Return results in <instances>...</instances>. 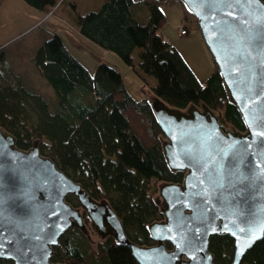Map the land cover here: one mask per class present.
<instances>
[{
	"label": "water",
	"instance_id": "95a60500",
	"mask_svg": "<svg viewBox=\"0 0 264 264\" xmlns=\"http://www.w3.org/2000/svg\"><path fill=\"white\" fill-rule=\"evenodd\" d=\"M179 1L198 20L245 130L223 124L205 103L181 109L159 97L149 101L164 135L166 163L184 177L159 185L163 218L147 224L155 243L146 245L128 237L107 199H95L42 154L37 139L20 148L0 126V257L67 264L52 260L54 247L70 227L90 239L83 213L101 238L129 247L139 264H217L210 250L214 234L233 237L232 264H240L264 237V24L258 20L264 0Z\"/></svg>",
	"mask_w": 264,
	"mask_h": 264
},
{
	"label": "trees",
	"instance_id": "16d2710c",
	"mask_svg": "<svg viewBox=\"0 0 264 264\" xmlns=\"http://www.w3.org/2000/svg\"><path fill=\"white\" fill-rule=\"evenodd\" d=\"M25 1L45 10L60 5L59 0ZM176 1L104 0L97 9L73 20L97 49L116 53L132 68L140 81V98L130 92L123 74L113 65L99 61L90 68L83 63L62 34L52 33L32 56L39 75L55 91L54 109L40 93L21 82L4 83L0 66V126L16 137L20 148L28 149L37 139L42 154L95 199H107L128 237L146 245L155 243L147 224L163 218L155 197L159 183L181 182L184 177V171L172 170L166 163L163 133L149 101L159 97L181 109L205 103L220 115L223 124L246 128L216 67L201 81L163 35L167 17L162 5ZM182 6L185 19L198 21ZM136 48L137 63L133 57ZM150 76L155 83L150 82ZM68 200L77 202L72 194ZM166 245L172 247L169 241ZM54 250L52 260L67 264H139L131 249L114 237L103 238L94 248L75 227L61 236ZM210 250L217 264H232L233 237L212 235ZM0 264L15 262L0 257ZM240 264H264V237L246 251Z\"/></svg>",
	"mask_w": 264,
	"mask_h": 264
},
{
	"label": "rangeland",
	"instance_id": "374dc122",
	"mask_svg": "<svg viewBox=\"0 0 264 264\" xmlns=\"http://www.w3.org/2000/svg\"><path fill=\"white\" fill-rule=\"evenodd\" d=\"M103 1L104 0H59V7L51 6L50 9L41 10L28 4L25 0H0V48L2 49L4 59V61L0 62L1 69L4 70L2 81H4V83L21 82L26 87L40 93L48 101L49 107L54 109L56 104L55 91L48 82L39 75L32 62V56L37 48L44 40L52 35L50 21L48 19H50L51 16L53 18H58L61 15L69 19L70 21L66 23V28L64 27L63 29L60 25H54L53 28L56 31H52V33L62 34L63 37L65 36L67 40H70L75 47L81 48L83 47L82 44L78 42L71 33L72 29L76 28V25H73L71 21H73L78 14H85L91 10L97 9ZM175 3L179 4L182 9V14L179 9L175 12V8H173L169 15L166 14L167 21L163 27L164 29L166 28L165 32L169 31V34L172 32L174 35L178 27V33L184 35L180 33V27L184 26L187 28L188 33L190 32V35L193 34L190 39L178 41L181 49L178 48L176 44L172 43L180 52H183L181 53L185 59L188 60L187 62L194 67L195 71H197L198 75L201 77L200 79L196 74L198 78L204 81L215 68L212 55L201 36L198 21L192 17L185 19L182 4L179 1ZM172 5L173 4H163L162 8L163 10L172 8ZM180 15H182V20L179 18ZM177 20L180 22L183 21V24L179 26V22L175 23ZM47 25L48 27L46 28ZM93 48L94 49L89 47L85 55L89 57L91 53V56H93L96 61H105L116 67L123 74L125 83L130 92L136 98L142 97L143 93L141 91L140 81L132 68L116 53L105 51L100 48ZM133 57L137 63L139 60V48L134 50ZM89 67L93 68V66ZM150 82L155 83V78L150 76ZM149 98H152L151 94ZM162 138H164V135ZM161 183L162 182H160L159 185ZM155 197L160 201L159 186ZM76 203L75 201L74 204L76 205ZM102 239L103 238L90 227V240L94 248H96L97 243Z\"/></svg>",
	"mask_w": 264,
	"mask_h": 264
},
{
	"label": "crops",
	"instance_id": "0c3cea01",
	"mask_svg": "<svg viewBox=\"0 0 264 264\" xmlns=\"http://www.w3.org/2000/svg\"><path fill=\"white\" fill-rule=\"evenodd\" d=\"M173 8H175V12H176V10L177 9H179V11H181V14H182V9L180 8V6H179V4H177V3H173V5H172V8H166V9H164V12H165V14H168L169 15V13L171 12V10L173 9ZM41 10H45V9H41ZM182 15H180V17L179 18H181V20H182V17H181ZM49 21H50V29H51V34H52V31H56L54 28H53V26L54 25H60L61 27H63V29H64V27L66 28V23L67 22H69L70 20L69 19H67L65 16H60V17H56V18H53L52 16H51V18L50 19H48ZM47 20V21H48ZM180 20V19H179ZM72 23H73V25H75V23L73 22V21H71ZM176 22H179V24L180 25H182L183 24V21L182 22H180V21H175V23ZM178 24V23H177ZM179 25V26H180ZM48 27V25L46 26V28ZM166 29V28H165ZM165 29H164V27H163V29H162V33H163V35L166 37V38H168L171 42H173L174 44H176L177 45V47L178 48H180V46H179V43H178V41L180 40V41H183V39L184 40H186V39H190V37L191 36H193V34L192 35H190V32L188 33V34H186V35H180L179 33H178V27L176 28V36L174 35V33H172V32H170V34H169V31H167V32H165ZM48 32V31H47ZM72 34H73V36L75 37V39L78 41V42H80L81 44H82V46L83 47H81V48H78V47H75L74 46V44L70 41V43L72 44V46L74 47V49H76L77 51H78V56L81 58V60H82V62L83 63H85L87 66H94V64L95 63H98V61H96V59H94L93 58V56H91V53L89 54L90 56L89 57H87L86 55H85V53L87 52V50H88V48L89 47H96L95 46V44L94 43H92L89 39H87L86 37H84L80 32H79V30H78V28L76 27L75 29H72V32H71ZM63 36V35H62ZM65 37V36H64ZM66 38V37H65ZM67 39V38H66ZM76 45V44H75ZM77 46V45H76ZM97 48V47H96ZM181 49V48H180ZM182 52V51H181ZM183 53V52H182ZM188 61V60H187ZM190 64V63H189ZM190 66L192 67V69L194 70V72L198 75V73H197V71H195V69H194V67L190 64ZM199 76V75H198ZM199 78L201 79V77L199 76Z\"/></svg>",
	"mask_w": 264,
	"mask_h": 264
},
{
	"label": "snow or ice",
	"instance_id": "6c2138e0",
	"mask_svg": "<svg viewBox=\"0 0 264 264\" xmlns=\"http://www.w3.org/2000/svg\"><path fill=\"white\" fill-rule=\"evenodd\" d=\"M248 2H249V3H257L258 0H248ZM259 11H261L262 14H261L260 17H258V20H259L262 24H264V8L259 9Z\"/></svg>",
	"mask_w": 264,
	"mask_h": 264
},
{
	"label": "built area",
	"instance_id": "2783aa9c",
	"mask_svg": "<svg viewBox=\"0 0 264 264\" xmlns=\"http://www.w3.org/2000/svg\"><path fill=\"white\" fill-rule=\"evenodd\" d=\"M180 33H181V34H184V35L187 34V33H188L187 28L184 27V26H181V27H180Z\"/></svg>",
	"mask_w": 264,
	"mask_h": 264
},
{
	"label": "flooded vegetation",
	"instance_id": "af4514ba",
	"mask_svg": "<svg viewBox=\"0 0 264 264\" xmlns=\"http://www.w3.org/2000/svg\"><path fill=\"white\" fill-rule=\"evenodd\" d=\"M87 224H88V226H89V228H90V220H88Z\"/></svg>",
	"mask_w": 264,
	"mask_h": 264
},
{
	"label": "bare ground",
	"instance_id": "6f19581e",
	"mask_svg": "<svg viewBox=\"0 0 264 264\" xmlns=\"http://www.w3.org/2000/svg\"><path fill=\"white\" fill-rule=\"evenodd\" d=\"M180 25V24H179Z\"/></svg>",
	"mask_w": 264,
	"mask_h": 264
}]
</instances>
